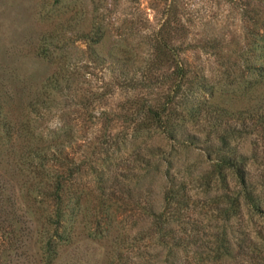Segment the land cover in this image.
<instances>
[{"label":"trees","instance_id":"obj_1","mask_svg":"<svg viewBox=\"0 0 264 264\" xmlns=\"http://www.w3.org/2000/svg\"><path fill=\"white\" fill-rule=\"evenodd\" d=\"M215 1L149 0L153 24L142 0H40L53 71L21 102L0 82V264L84 238L105 264H264V0Z\"/></svg>","mask_w":264,"mask_h":264},{"label":"rangeland","instance_id":"obj_2","mask_svg":"<svg viewBox=\"0 0 264 264\" xmlns=\"http://www.w3.org/2000/svg\"><path fill=\"white\" fill-rule=\"evenodd\" d=\"M142 1L150 21L155 24L158 17L157 12L150 8L149 0ZM195 2L197 5L194 8L202 6L208 8L206 14L208 18H212L216 12L222 13L223 11L226 14V7L220 10L215 0H195ZM39 4L40 0H0V82L9 92L16 93L14 88L16 89L20 94L18 102L25 100L31 89L35 90L40 86L54 68L49 61L35 54L38 40L47 28V24L39 19ZM216 22L212 20V24L215 25ZM202 28L200 26V29ZM206 66L211 73L217 69L211 60L207 61ZM13 111L16 113L14 109ZM249 141V138L247 141L242 140L241 145H244V151H248ZM194 160L196 159L193 158L190 161ZM188 161L187 158H180L177 167L185 166ZM198 162L199 160L196 163ZM249 167L254 175H259L262 169L258 163L254 162H251ZM83 181H87L86 177ZM142 186L149 190L147 192L153 197L155 205L158 208L161 207L165 188L163 175L161 173L152 174ZM199 217L202 218L203 215ZM210 221L209 219L206 222ZM105 261V242L99 243L84 238L65 253L58 264H105ZM32 264L38 263L33 259Z\"/></svg>","mask_w":264,"mask_h":264}]
</instances>
